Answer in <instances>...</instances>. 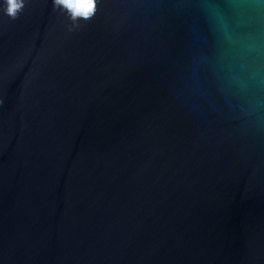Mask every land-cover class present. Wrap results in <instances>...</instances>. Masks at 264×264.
I'll list each match as a JSON object with an SVG mask.
<instances>
[{
	"label": "water",
	"instance_id": "water-1",
	"mask_svg": "<svg viewBox=\"0 0 264 264\" xmlns=\"http://www.w3.org/2000/svg\"><path fill=\"white\" fill-rule=\"evenodd\" d=\"M179 2L0 13V264H264V129L192 93Z\"/></svg>",
	"mask_w": 264,
	"mask_h": 264
},
{
	"label": "clouds",
	"instance_id": "clouds-1",
	"mask_svg": "<svg viewBox=\"0 0 264 264\" xmlns=\"http://www.w3.org/2000/svg\"><path fill=\"white\" fill-rule=\"evenodd\" d=\"M28 0H0V13L17 19ZM78 31L103 0H51ZM192 47L191 91L211 98L264 129V0H180Z\"/></svg>",
	"mask_w": 264,
	"mask_h": 264
}]
</instances>
